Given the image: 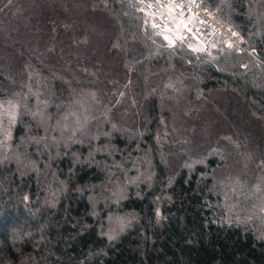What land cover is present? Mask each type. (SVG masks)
Wrapping results in <instances>:
<instances>
[{
  "label": "trees",
  "instance_id": "1",
  "mask_svg": "<svg viewBox=\"0 0 264 264\" xmlns=\"http://www.w3.org/2000/svg\"><path fill=\"white\" fill-rule=\"evenodd\" d=\"M201 1L239 47H169L137 0H0V264H264V0Z\"/></svg>",
  "mask_w": 264,
  "mask_h": 264
},
{
  "label": "rangeland",
  "instance_id": "2",
  "mask_svg": "<svg viewBox=\"0 0 264 264\" xmlns=\"http://www.w3.org/2000/svg\"><path fill=\"white\" fill-rule=\"evenodd\" d=\"M141 5L142 11H144L146 19L151 26V28L156 32L160 33L165 27L173 29L172 32H167L165 34L171 36L175 39L177 33V25L180 20H183L188 24L189 30L184 29L182 26L178 29V34L184 37L183 40H176L175 43L184 42L190 47H199L203 49V52H207L215 47L218 43L217 41L224 40L227 45H237L240 46L242 42V37L238 31L229 24H221L217 21L213 15L212 11L205 7L201 0H196L199 7H196L190 3V0H174V4H182L183 8L173 7L172 14H168L167 8L162 5L169 3V0H137ZM23 5H19L20 9L22 6H26V12L29 5L26 4V0H22ZM149 5H152L149 7ZM191 8V11H189ZM24 14V13H23ZM28 16L31 13H27ZM157 16L163 20L162 27L154 28L153 24H156ZM189 17H194L189 23ZM31 18V17H30ZM203 21V23H201ZM21 32L23 30H20ZM235 33V35H233ZM163 37V35H161ZM42 34L39 33L36 37L33 33H27V40L29 43H34V46L42 48L44 42L41 39ZM167 42V41H166ZM88 43L86 40L85 44ZM205 48V50H204ZM201 52V51H198ZM16 110H18V101H0V126L7 127L9 124H13L16 120ZM12 113H15V119H12ZM113 222L109 223V227H114L116 225L122 224L124 221L120 216H116Z\"/></svg>",
  "mask_w": 264,
  "mask_h": 264
},
{
  "label": "snow or ice",
  "instance_id": "3",
  "mask_svg": "<svg viewBox=\"0 0 264 264\" xmlns=\"http://www.w3.org/2000/svg\"><path fill=\"white\" fill-rule=\"evenodd\" d=\"M157 2L159 3V0H157ZM190 3L196 7H199L200 5L196 3V0H190ZM152 5H149V7H151ZM163 7L167 8L168 10V14L171 15L172 14V11H173V7L175 8H183V5L182 4H174V0H169V3L166 4V5H162ZM189 11H191V8H189ZM194 17H189V23H191L192 19ZM201 23H203V21H201ZM182 26L184 29L186 30H189L190 29L188 28V24L185 23L183 20H180L178 22V25H177V33L175 35V39H173L171 36L165 34L167 32H172L173 29L171 28H167L165 27L160 33H157L158 35H163V39L165 41H167V44L169 47H172L175 45V41L176 40H183L184 37H182L181 35L178 34V29L179 27ZM152 27L154 28H159L160 25H157V24H153ZM233 35H235V33H233ZM192 51H203L202 48H199V47H192L191 49ZM12 119L14 120L15 119V113H12Z\"/></svg>",
  "mask_w": 264,
  "mask_h": 264
},
{
  "label": "built area",
  "instance_id": "4",
  "mask_svg": "<svg viewBox=\"0 0 264 264\" xmlns=\"http://www.w3.org/2000/svg\"><path fill=\"white\" fill-rule=\"evenodd\" d=\"M156 24L160 25V27H162V24H163V20L160 17H158V16H157ZM204 50H205V48H204Z\"/></svg>",
  "mask_w": 264,
  "mask_h": 264
}]
</instances>
